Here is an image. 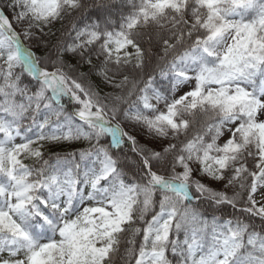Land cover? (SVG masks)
<instances>
[{
  "label": "snow or ice",
  "instance_id": "snow-or-ice-1",
  "mask_svg": "<svg viewBox=\"0 0 264 264\" xmlns=\"http://www.w3.org/2000/svg\"><path fill=\"white\" fill-rule=\"evenodd\" d=\"M122 242L124 264H264V0L0 5V264Z\"/></svg>",
  "mask_w": 264,
  "mask_h": 264
},
{
  "label": "trees",
  "instance_id": "trees-1",
  "mask_svg": "<svg viewBox=\"0 0 264 264\" xmlns=\"http://www.w3.org/2000/svg\"><path fill=\"white\" fill-rule=\"evenodd\" d=\"M2 3H3V0H0V5H2ZM3 10L10 16L11 13L8 12L7 9H3ZM77 22H78V18H77ZM69 27H70L69 22L66 19L63 22H57L54 25V27H53V31L56 32V36L57 37H60L61 36V33L63 31H65L66 29H68ZM32 49H33V51L36 52L37 55H42L43 54V51H44L43 41L42 40L39 41V42L38 41H33V43H32ZM28 79L29 78L25 77V82H28ZM92 79L95 80L96 79L95 76H93ZM157 79H159L158 76H157ZM107 90L108 89L105 88V91H107ZM77 147H86V144H83L82 143V144L77 145ZM28 163H30V161H28ZM228 211L231 212L232 210L229 208ZM257 224H259V221L258 220H257ZM181 239H183V235H181ZM120 247H121V252H120V255H118L116 257L115 264H124V262L121 259V256L123 255L124 249L127 247V245H126L125 242H122ZM169 257L171 258V254L170 253H169ZM131 264H134V258L132 259Z\"/></svg>",
  "mask_w": 264,
  "mask_h": 264
},
{
  "label": "rangeland",
  "instance_id": "rangeland-1",
  "mask_svg": "<svg viewBox=\"0 0 264 264\" xmlns=\"http://www.w3.org/2000/svg\"><path fill=\"white\" fill-rule=\"evenodd\" d=\"M10 18H11V14H10V16H9ZM257 200H259L261 197L259 196V195H257Z\"/></svg>",
  "mask_w": 264,
  "mask_h": 264
}]
</instances>
